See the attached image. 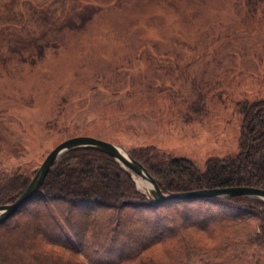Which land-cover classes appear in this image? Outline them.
Wrapping results in <instances>:
<instances>
[{
  "label": "rangeland",
  "instance_id": "obj_1",
  "mask_svg": "<svg viewBox=\"0 0 264 264\" xmlns=\"http://www.w3.org/2000/svg\"><path fill=\"white\" fill-rule=\"evenodd\" d=\"M198 1L82 11L84 26L48 36L53 44L35 63L1 64L0 174L18 167L31 178L52 148L77 135L126 150L153 144L199 165L235 151L234 104L264 97V0ZM223 223L208 215L199 232L214 247L213 264H245L222 248L226 236L228 248L246 246L247 264L253 251L264 262L263 248L244 243L256 220ZM7 241L0 236V253L14 251Z\"/></svg>",
  "mask_w": 264,
  "mask_h": 264
},
{
  "label": "trees",
  "instance_id": "obj_2",
  "mask_svg": "<svg viewBox=\"0 0 264 264\" xmlns=\"http://www.w3.org/2000/svg\"><path fill=\"white\" fill-rule=\"evenodd\" d=\"M143 1L0 0V65L8 59L35 63L53 44L45 40L48 36L84 26L90 17L79 15L82 11L93 15L111 5ZM157 1L167 7L181 2ZM233 112L239 125L236 150L208 157L202 165L153 144L127 151L161 191L237 185L264 189V97L239 99ZM29 180L30 174L18 167L1 172L0 205L13 202ZM214 206L217 210L211 211ZM208 215L229 228L256 220L258 231H251L244 243L263 248L264 254V201L231 196L153 204L114 158L78 147L63 153L38 191L0 223V236L15 251L0 253V264H213L214 247L205 245L199 234L208 231L202 227ZM21 228L18 242H11L10 235ZM229 237L222 248L231 259L247 264L246 246L239 251L228 248ZM249 264L264 262L253 251Z\"/></svg>",
  "mask_w": 264,
  "mask_h": 264
},
{
  "label": "water",
  "instance_id": "obj_3",
  "mask_svg": "<svg viewBox=\"0 0 264 264\" xmlns=\"http://www.w3.org/2000/svg\"><path fill=\"white\" fill-rule=\"evenodd\" d=\"M82 147L105 153L114 158L120 166L126 170L134 181L135 186L145 195L148 202L158 204L174 199H196V198H225L231 196H246L258 198L264 201V189L253 186H220L211 188H200L187 191L169 192L161 191L148 172L146 167L121 145L100 139L90 135H77L69 137L54 148L44 157L23 191L11 203L0 205V223L12 216L27 200H29L40 188L50 168L55 161L65 152ZM136 177L141 181L137 182ZM142 186L138 188V186Z\"/></svg>",
  "mask_w": 264,
  "mask_h": 264
}]
</instances>
